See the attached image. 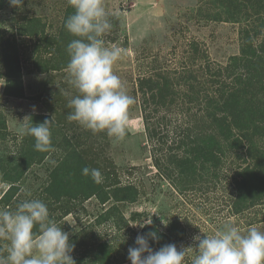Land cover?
I'll list each match as a JSON object with an SVG mask.
<instances>
[{
  "label": "rangeland",
  "instance_id": "374dc122",
  "mask_svg": "<svg viewBox=\"0 0 264 264\" xmlns=\"http://www.w3.org/2000/svg\"><path fill=\"white\" fill-rule=\"evenodd\" d=\"M214 1L104 0L112 28L103 39L106 46L117 45L125 50L114 64L113 71L124 83L128 94L135 98L129 109L126 136L117 141L104 132L93 134L78 123L69 121L67 115L71 109L68 101L76 91L68 82V73L65 69L40 73L36 66L48 55L45 51L39 52L40 58L37 59L35 46H48V40L58 38L64 14L72 9L68 0H23L20 8L10 6L8 0L0 10V72L3 71L5 57L9 60L12 54L11 48L7 50L3 45H11L14 41L22 60L24 96L22 99L5 97L1 92L4 79L0 77V115L6 124L5 129L0 130V198L10 186L5 180L6 175L16 171L22 174L9 204L0 202V209L15 211L24 200L41 199L48 207L50 218L69 233V241L74 245L71 256L76 264H100V261L103 264H130L127 250L135 246V238L142 230L139 225L150 215L154 229L161 235L170 236L169 225L178 223V231L174 232L173 238L178 249L195 247V235L203 238L214 234L227 223L238 226L245 233L249 226L264 231V202L239 213L232 208L237 191L232 178L236 168L244 166L240 165L242 161L229 163L224 159L218 169L204 174L195 182L173 178L159 172L153 164V149L161 159L171 145L176 129L200 123L196 119L204 115L197 109L198 103L188 105L184 96L194 87L199 88L192 78L201 76L199 64L211 62L212 65L225 66L228 58L239 51V25L202 18L203 13H214V10H209ZM36 20L39 22L34 25ZM248 22L247 26L252 27L254 23L257 29H262L260 41L264 37V27H259L263 21L253 19ZM30 24L36 27L33 35L26 30ZM63 34L64 38L55 43H63L62 49L68 57L67 45L74 38L66 30ZM156 75L161 76L160 83L164 79L170 80L169 88L176 96L171 112L162 111L160 115L146 110V113H151L149 127L160 126L161 116L171 119L165 125L169 140L164 145L148 140L141 112L143 101L149 99V94L142 98L138 81L146 85V79L152 77L155 81ZM182 76H191V81L183 82ZM199 82H202L201 78ZM206 89L211 94L209 85ZM32 114L49 115L57 130L65 125H74V131H69L72 136L68 150L74 153L77 169L82 171L89 167L100 170L101 181L93 180V183L101 186L98 191L101 197L91 196L85 201L81 200L82 197L76 200L64 198L59 203L51 199L47 189L53 183L51 171L59 167L60 150L40 165L26 169L19 165L21 155L18 151L25 137L18 135V129L30 125L29 120L24 119ZM117 182L119 187L130 184L136 188L138 196L134 203H116L111 199L101 202L100 198L109 193V189H114ZM109 208L112 217L99 223L98 217ZM6 243L0 241V254L7 255ZM193 255H189L187 264H192ZM97 256H100V261H97Z\"/></svg>",
  "mask_w": 264,
  "mask_h": 264
},
{
  "label": "trees",
  "instance_id": "16d2710c",
  "mask_svg": "<svg viewBox=\"0 0 264 264\" xmlns=\"http://www.w3.org/2000/svg\"><path fill=\"white\" fill-rule=\"evenodd\" d=\"M7 4L8 0H0V10L4 9ZM209 10H214V13L212 15L210 12L203 13L204 20L239 25V51L228 58L225 66L212 65L211 62L205 65L199 64L201 76H192L193 82L199 88L194 87L184 96L188 105L198 103L197 109L199 108V112H203L204 115L198 119L194 118V120H200V123L186 126L184 129L180 127L176 129L177 132L172 137L171 145L167 147L164 157L160 159V155H155L156 152L153 149V164L159 172L173 178L181 177L187 182H195L202 179L204 174L218 169L224 159L229 163L242 161L240 165L244 166H240L241 169L238 166L232 178L237 190L232 208L239 213L264 202V37L258 40L263 36V31L257 29L254 23L252 27L247 26L249 20L255 19L262 20L263 23L259 27H264V0H215L211 2ZM73 11L71 9L64 14L60 35L57 39L48 40V46H35L34 53L37 59L40 58L41 52L45 51L44 53L48 55L47 59H40L38 65L36 63L40 73L58 72L66 68L69 57L64 54L63 43L57 45L56 40L64 38L65 21L73 14ZM38 22L39 20H36L34 25ZM34 25L30 24L26 29L31 35L35 34L32 33L36 30ZM15 46L14 41L11 45H3V48L7 50L11 48L12 54L9 60L5 57L4 68L0 72V77L4 79L1 92L5 97L22 99L24 96L21 80L22 60ZM160 77L156 75L155 81L149 77L144 82L147 83L146 85L140 80L138 85L139 93L143 94L142 98L145 99V96L149 94L147 95L149 99H145L141 107L147 138L151 142L155 141L164 145L169 140L165 125L171 119L161 116L160 126L149 127L148 119L151 118V113H146L147 109L153 114H160L162 111L171 112L170 109L176 96L169 88L170 80L164 79L163 83H160ZM180 78L183 82L191 81V76ZM208 85L211 88V94L206 89ZM150 101L151 107H149ZM30 118L33 124L50 119L47 114H32ZM29 122L31 125L30 120ZM73 126L69 124L57 130L53 123L51 128L53 150L50 152L36 151L35 141L31 136H24V143L18 151L21 155L19 165L23 169L40 165L56 150L61 151L59 167L51 171L50 178L53 183L51 181L52 184L47 189L55 203H59L64 198L76 200L82 197L81 200L85 201L91 196H102L98 192L101 186L93 183L90 175L84 178L82 171L75 166L74 153L68 150L72 136L69 131H74ZM5 127V120L0 115V130ZM157 150L162 152L160 148ZM163 158L165 161H162ZM21 174L16 171L14 174L6 175L5 180L9 181L10 186L0 198V202L5 205L9 204L17 190L16 183L20 180ZM63 183H65L64 186ZM118 184V182L115 183V188L109 189V193H105L100 198L101 202L111 199L116 203H134L138 196L136 188L130 184L119 187ZM111 217L112 211L109 208L100 218L98 217V222H104ZM177 227V222L170 224L168 232L171 235L158 234L159 241L154 242L150 239V247L159 250L166 244L174 243V232L178 231ZM154 228V225L143 228L140 233H147L155 230ZM97 258V261H100V256ZM100 264L103 262L100 261Z\"/></svg>",
  "mask_w": 264,
  "mask_h": 264
},
{
  "label": "clouds",
  "instance_id": "9594fccd",
  "mask_svg": "<svg viewBox=\"0 0 264 264\" xmlns=\"http://www.w3.org/2000/svg\"><path fill=\"white\" fill-rule=\"evenodd\" d=\"M20 8L23 0H9ZM74 10L67 17L65 29L72 39L67 45L69 61L65 71L76 95L68 101L71 112L67 119L93 134L104 132L115 140H123L129 123V109L135 98L128 94L124 83L113 71L114 64L125 50L117 45L106 46L103 36L112 28L104 0H68ZM35 111V107L33 108ZM24 125L20 137L31 136L34 148L41 153L53 150L52 119ZM85 176L100 182L99 169L85 167ZM140 228L153 226L152 215L145 217ZM158 242L156 230L138 233L135 246L128 248L130 264H264V231L249 226L245 232L231 223L211 235L193 237L195 247L177 248L166 244L153 251L149 240ZM0 241L7 242V255L0 254V264H76L71 253L74 245L69 233L50 218L41 199L20 202L15 211L0 209Z\"/></svg>",
  "mask_w": 264,
  "mask_h": 264
}]
</instances>
